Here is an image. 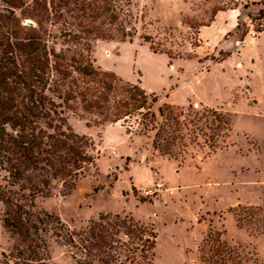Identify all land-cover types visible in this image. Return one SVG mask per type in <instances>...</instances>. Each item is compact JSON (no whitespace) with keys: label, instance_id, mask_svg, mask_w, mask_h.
I'll return each mask as SVG.
<instances>
[{"label":"rangeland","instance_id":"374dc122","mask_svg":"<svg viewBox=\"0 0 264 264\" xmlns=\"http://www.w3.org/2000/svg\"><path fill=\"white\" fill-rule=\"evenodd\" d=\"M252 1L260 0H239ZM217 4L131 0L127 10L135 36L124 42L91 40L95 68L156 95L152 111L159 122L165 104L184 113L183 140L170 156L162 155L152 145L155 132L138 126L139 118L111 123L80 108V116L69 112L68 126L88 142L94 167L73 188L53 182L51 195L37 197L33 211L57 217L75 234L73 243L65 232L63 239L40 233L47 257L26 261L3 227L0 202V264H101L98 242L84 234L108 215L130 217L155 234L151 264H199L198 246L208 231L222 233L239 264H264V33H255L249 19L261 6H240L207 22ZM5 7L0 0V9ZM49 45L66 47L61 40ZM203 109L227 114L228 128L216 130ZM154 184L161 188L149 194ZM237 208L242 218L248 216L245 208L257 209L254 219L248 218L254 235L237 225L231 212Z\"/></svg>","mask_w":264,"mask_h":264},{"label":"trees","instance_id":"16d2710c","mask_svg":"<svg viewBox=\"0 0 264 264\" xmlns=\"http://www.w3.org/2000/svg\"><path fill=\"white\" fill-rule=\"evenodd\" d=\"M210 2L213 0H202ZM207 22L221 12L240 6H261L249 16L255 33H264V0L241 3L215 0ZM0 9V202L4 207L3 227L17 243V253L26 261H44L47 246L40 233H51L73 243V234L61 221L46 212L33 211L37 197H49L57 181L73 188L94 167L87 152L88 142L68 126L69 112L104 118L111 123L136 120L144 131H152L153 148L170 156L182 142L184 116L170 105L152 111L158 99L139 85L124 82L113 73L93 65L91 40H131L136 29L127 10L131 0H1ZM18 12L19 14H17ZM26 20L33 23L26 24ZM189 24V23H188ZM208 26V24H201ZM57 27L56 34L51 32ZM63 41V49L49 45ZM156 53L149 37H143ZM168 55V53H165ZM191 107H189V110ZM210 123L229 126L227 114L205 110ZM194 116H198L195 113ZM200 118H196L199 120ZM205 119V118H204ZM206 120V119H205ZM208 121V120H206ZM190 123H193L190 121ZM256 208L231 210L237 225L254 235ZM101 224L84 235L98 242L101 264H151L155 234L130 217L103 216ZM101 227L99 234L93 232ZM124 237V239L121 238ZM222 233L208 231L198 246L199 264H239L237 252L221 240ZM85 239L89 243V239ZM84 250L88 248L83 247ZM211 255H206V250ZM209 255V256H208ZM44 257V259L42 257ZM226 256L228 258H226ZM25 264V263H22Z\"/></svg>","mask_w":264,"mask_h":264},{"label":"built area","instance_id":"2783aa9c","mask_svg":"<svg viewBox=\"0 0 264 264\" xmlns=\"http://www.w3.org/2000/svg\"><path fill=\"white\" fill-rule=\"evenodd\" d=\"M160 188H161V184H154L147 191L149 194H154L155 192L159 191Z\"/></svg>","mask_w":264,"mask_h":264},{"label":"water","instance_id":"95a60500","mask_svg":"<svg viewBox=\"0 0 264 264\" xmlns=\"http://www.w3.org/2000/svg\"><path fill=\"white\" fill-rule=\"evenodd\" d=\"M29 23V22H28Z\"/></svg>","mask_w":264,"mask_h":264}]
</instances>
